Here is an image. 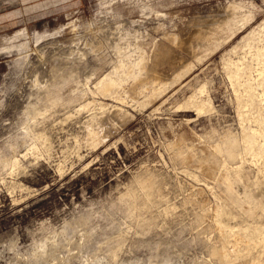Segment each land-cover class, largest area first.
I'll list each match as a JSON object with an SVG mask.
<instances>
[{
	"label": "rangeland",
	"instance_id": "374dc122",
	"mask_svg": "<svg viewBox=\"0 0 264 264\" xmlns=\"http://www.w3.org/2000/svg\"><path fill=\"white\" fill-rule=\"evenodd\" d=\"M0 264H264V0H0Z\"/></svg>",
	"mask_w": 264,
	"mask_h": 264
},
{
	"label": "bare ground",
	"instance_id": "6f19581e",
	"mask_svg": "<svg viewBox=\"0 0 264 264\" xmlns=\"http://www.w3.org/2000/svg\"><path fill=\"white\" fill-rule=\"evenodd\" d=\"M155 79H156V78H155ZM106 88L108 89V87H106ZM106 88H105V89H106ZM108 94H109V93H108ZM208 173H209V172H208ZM149 189H150V188H149Z\"/></svg>",
	"mask_w": 264,
	"mask_h": 264
}]
</instances>
